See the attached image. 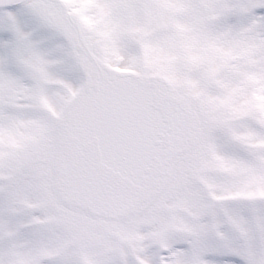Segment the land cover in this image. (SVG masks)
<instances>
[{
    "label": "snow or ice",
    "instance_id": "obj_1",
    "mask_svg": "<svg viewBox=\"0 0 264 264\" xmlns=\"http://www.w3.org/2000/svg\"><path fill=\"white\" fill-rule=\"evenodd\" d=\"M0 264H264V0H0Z\"/></svg>",
    "mask_w": 264,
    "mask_h": 264
}]
</instances>
